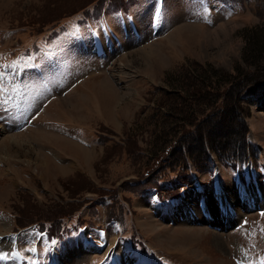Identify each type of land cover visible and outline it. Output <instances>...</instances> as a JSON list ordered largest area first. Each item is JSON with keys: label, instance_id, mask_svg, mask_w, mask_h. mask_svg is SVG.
<instances>
[{"label": "rangeland", "instance_id": "rangeland-1", "mask_svg": "<svg viewBox=\"0 0 264 264\" xmlns=\"http://www.w3.org/2000/svg\"><path fill=\"white\" fill-rule=\"evenodd\" d=\"M159 1L0 0V235L20 227L23 264H99L111 254L126 264L264 261V79H242L227 97L248 145L241 167L207 150L196 172L193 142L161 163L176 140L167 130L207 125L218 103L209 91L189 111V84L234 68L264 74V0H161L155 31ZM121 14L138 35L124 32ZM90 22L110 34L105 57L92 53ZM5 58L25 70L21 84L5 79ZM235 113L222 115L219 132ZM187 168L194 176L177 180ZM224 194L231 208L218 206ZM37 222L65 230L48 241L28 225ZM7 240L0 253L16 264Z\"/></svg>", "mask_w": 264, "mask_h": 264}, {"label": "trees", "instance_id": "trees-1", "mask_svg": "<svg viewBox=\"0 0 264 264\" xmlns=\"http://www.w3.org/2000/svg\"><path fill=\"white\" fill-rule=\"evenodd\" d=\"M260 42L261 44H259V46L264 47V40L263 41L260 40ZM234 69H236L235 74H231V72H227L228 73L226 76L227 79L221 78L220 80L219 76L217 75L216 77L214 75H210V78H213L214 80L207 79L205 75L203 76L204 79L202 78L201 80H195V82L193 81L191 84H189L190 86L187 91L189 93L190 98H188L189 99L187 101L188 104L187 106H185L188 108L189 111L193 110V108L195 109L196 108L195 101H197L199 98H202L203 94H206L209 91L214 92V96H215L214 99L216 100L218 99V103L214 105V113L213 114L211 113L212 119L211 117L208 119H203L205 122L208 123L207 125L200 124L198 129L196 126H193L190 123L183 122L182 120L179 123H176L178 124L177 128L174 129L171 127L172 128L171 131L167 130L166 134L174 138V140L175 139L176 140L172 145H169L171 146V148L165 144L166 150L163 152L164 155H162L164 158V160H162L161 162L162 164L165 163L169 164L170 161L172 160L174 161L180 160L179 154H181L182 152L181 142H183L182 144L184 145V148H186L187 150L191 149L192 147L191 142L195 144L196 153H191V155H189L188 157L192 160L191 164L193 165V168L194 166L197 167V171L198 169L201 168L204 169L203 165H199L200 161L210 160V158L208 157L207 150L216 152L218 157L224 159V161H226V163L231 164L232 167H234L238 159L242 158L241 156H238L240 150H241L240 153L243 152L244 156L245 155L246 157L249 156L247 152L248 145L246 144L244 136L242 135V133H240V130L242 128L240 126L243 123V121H242V117L238 116L239 113V111H237L238 105L236 102L233 103L229 102L227 97L230 96L231 88H233L232 86L240 82L242 79H245V81L249 83L255 82L259 79H264V74L261 72H257L255 70L240 72L239 68H234ZM223 81H228L226 83H230V84H228L227 86H221L223 84L222 83ZM234 110L237 112V114L235 113V116L232 117L230 124H228V126L227 125L225 126L224 131L219 132L222 115H224L227 111H229L230 113H234L235 112ZM174 123L175 122H173V124ZM216 128L218 129L216 130ZM159 129H162V126H160ZM175 144H177L176 147ZM245 146L247 147L246 153H244L245 151H242V149ZM243 150H245V148ZM181 164H182L181 166L182 168L186 166L183 162ZM208 166L209 165H207V168ZM185 172L186 174L182 172V175L178 176L177 180L187 182L186 179L189 180L190 171L187 168V170L185 169ZM133 182L136 183L137 185L139 184L140 180H135ZM169 190L170 188L166 187L165 192ZM160 192L161 191H158V194H160ZM64 215L65 213L58 214V216H64ZM41 224L42 226H44L43 223ZM46 229L48 230V234L56 235L58 226H56L55 229V224L51 223L50 226H47Z\"/></svg>", "mask_w": 264, "mask_h": 264}, {"label": "bare ground", "instance_id": "bare-ground-1", "mask_svg": "<svg viewBox=\"0 0 264 264\" xmlns=\"http://www.w3.org/2000/svg\"><path fill=\"white\" fill-rule=\"evenodd\" d=\"M137 27H138V25H137ZM77 85V84H76ZM74 88V87H73ZM56 97H54L52 100H54ZM5 142V141H4ZM253 187H254V185H252ZM0 264H4V257H3V259L0 261Z\"/></svg>", "mask_w": 264, "mask_h": 264}, {"label": "snow or ice", "instance_id": "snow-or-ice-1", "mask_svg": "<svg viewBox=\"0 0 264 264\" xmlns=\"http://www.w3.org/2000/svg\"><path fill=\"white\" fill-rule=\"evenodd\" d=\"M261 264H264V261H262Z\"/></svg>", "mask_w": 264, "mask_h": 264}]
</instances>
